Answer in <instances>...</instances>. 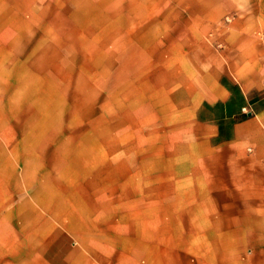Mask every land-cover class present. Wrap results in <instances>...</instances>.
<instances>
[{
  "label": "crops",
  "instance_id": "1",
  "mask_svg": "<svg viewBox=\"0 0 264 264\" xmlns=\"http://www.w3.org/2000/svg\"><path fill=\"white\" fill-rule=\"evenodd\" d=\"M125 1L86 4L77 25L106 30L76 49L39 35L72 25L70 0H0V264H264V0ZM75 57L95 66L56 70ZM56 73L107 76L127 106L158 92L174 147L151 162L112 119L43 177L33 149L19 170L24 86Z\"/></svg>",
  "mask_w": 264,
  "mask_h": 264
},
{
  "label": "rangeland",
  "instance_id": "2",
  "mask_svg": "<svg viewBox=\"0 0 264 264\" xmlns=\"http://www.w3.org/2000/svg\"><path fill=\"white\" fill-rule=\"evenodd\" d=\"M142 3V0H135ZM152 2H164V0H151ZM169 1V0H168ZM186 2L189 0H180ZM71 6L68 12L71 18V26L61 27H40L39 35H45L49 30V35L54 37L65 35L71 41L69 46L79 47L78 38L80 35L95 36L96 31L105 34L103 28L77 25L88 22L85 20L86 4L103 3L109 5L110 0H70ZM125 3V0H120ZM106 5V6H107ZM109 13V12H108ZM109 18V16H107ZM109 28H107L108 30ZM57 44V43H56ZM94 51H91V55ZM75 54H79L76 53ZM86 60L75 57L68 59H56V70L70 66L72 69L85 66L92 70L95 66V58ZM45 75H40L45 79ZM51 77V76H50ZM107 76H100L94 73L84 74H58L52 76L54 86H33V90L23 89L22 93V132L23 149L22 162L19 170L25 169V165L32 161L33 156L26 153L30 149L38 152L39 169L34 171V177H43L48 173V165L61 164L68 161V154L81 149L94 146L95 137L98 134H106L111 130V120L118 119L119 124L115 130L121 134L127 130V120H130L129 129L133 128L136 134L138 146L150 148L151 162L159 161L161 150L173 148L174 138L170 136V130L174 129V123L165 122L166 106L164 101L158 98V92H151L150 99L143 98L142 92H134L132 105H125L122 98V91H112L111 86H98L101 79ZM9 99V98H8ZM149 99V100H148ZM12 102H14V97ZM20 99L17 97V104ZM11 109H14L12 107ZM19 107L17 106V112ZM32 121V122H31ZM116 126V124H115ZM114 126V127H115ZM36 130V131H35ZM38 133V139L32 137V133ZM36 137V136H35ZM49 137V140L47 138ZM47 141H51L47 143ZM119 147H125L126 139H119ZM27 150V151H26ZM30 166L28 170H23V178H30L32 174ZM31 187H23V197L28 196ZM15 205V204H14ZM46 207V205H45ZM28 204L23 203V210H28ZM12 221L20 226V220L13 212Z\"/></svg>",
  "mask_w": 264,
  "mask_h": 264
}]
</instances>
